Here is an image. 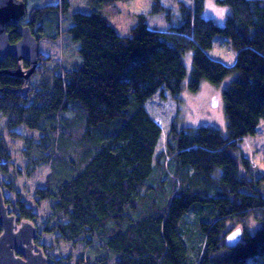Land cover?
I'll return each instance as SVG.
<instances>
[{"label":"trees","instance_id":"1","mask_svg":"<svg viewBox=\"0 0 264 264\" xmlns=\"http://www.w3.org/2000/svg\"><path fill=\"white\" fill-rule=\"evenodd\" d=\"M116 1L125 0H85L83 9L59 0L27 10L23 23L39 41L77 42L80 60L65 65L59 59L45 69L50 59L39 54L40 79L30 84L36 73L30 76L26 96L24 79L4 72L19 62L0 60L4 128L11 138H23L20 125L37 132L24 138L37 153L29 163L50 167L34 189L51 211L42 230L92 247L95 256L81 255L77 264H244L264 254V225L244 231L231 248L224 237L228 220L244 226L256 210L264 213V173L235 155L239 141L264 120V0H215L228 9L222 25L202 15L204 0H177L176 23L167 5L151 0L150 13L164 12L168 27L156 28L139 13L123 35L107 14ZM7 32L10 42L20 38L15 26ZM217 35L235 50L232 65L206 53ZM229 75L221 97L225 134L213 124L173 121L157 151L161 127L145 102L157 91L179 102L184 89L196 92L202 81L218 85ZM11 158L0 127L1 173ZM10 204L19 219L38 220L20 195Z\"/></svg>","mask_w":264,"mask_h":264},{"label":"rangeland","instance_id":"2","mask_svg":"<svg viewBox=\"0 0 264 264\" xmlns=\"http://www.w3.org/2000/svg\"><path fill=\"white\" fill-rule=\"evenodd\" d=\"M162 3L169 7L172 22L176 23L179 19V10L177 8V0H161ZM188 2V0H183ZM190 0L188 4H191ZM59 0H28L27 10L35 5H55ZM73 9L85 8V0H70ZM211 3L213 9L210 10ZM152 7L151 0H125L116 1L110 8H108V17L110 22L116 27L117 31L123 35L130 31V28L136 23V18L139 13H143L148 17L150 24L159 29H166L170 24L166 19L164 12L150 13ZM72 10V9H71ZM107 10V9H106ZM228 13L225 6L217 4L215 0H204L202 15L206 18H211L217 24L222 25L224 18ZM73 42V43H72ZM66 41L62 39H48L42 38L39 41L40 54L43 57L50 59L46 62L45 69H50L54 66L57 60L62 59L65 65H73L77 62L76 47L78 43L74 41ZM208 56L223 62L226 65H232L236 59V52L231 46L230 42L217 35L214 39L213 45L206 51ZM184 62L189 72L191 53L189 51L183 54ZM23 67V66H22ZM35 75L30 79V84L39 81L40 75L35 71ZM232 75L227 76L220 84L212 85L206 81H202L201 86L196 92H189L184 89L181 93L179 102L174 100L167 91H157L151 98L145 102V107L152 118L160 125L161 135L157 144V151L164 149V144L167 139L170 127L173 121L178 127H191L196 123L213 124L217 126L221 133L225 134V118L222 111V91L226 85L229 84ZM186 80V78H185ZM70 113L68 112L67 115ZM5 116L0 112V127L2 128V135L7 143L10 153L12 154L11 165L8 166L7 174L0 172V184L3 188L4 196L8 203H14L16 196L20 195L26 202L31 205L33 210L38 213V220L35 224L40 232L36 243L40 244L46 254L52 259L69 256V264H77L78 258L82 255L86 257H94L95 252L92 247H86L82 242L64 241L58 238L57 233H45L42 230V224L51 214L49 202L47 200L37 202L34 195V189L45 183L46 175L50 170L48 164L40 162L36 165L29 163V158L37 157V153L33 146L30 150L26 147L24 138L32 135L34 138L38 137L35 131H29L23 125L16 128V131L23 136V138H11L4 128ZM29 156L25 154V150ZM237 157L243 155L249 159L254 166V169L264 173V120H260L256 133L252 136H246L239 141V149L235 152ZM18 169V171H16ZM12 181V182H11ZM13 183L15 190H10L5 184ZM9 203V204H10ZM11 205V204H10ZM17 213V209L15 210ZM62 219V218H61ZM190 220L189 215L186 216ZM63 220H66L63 218ZM264 225V213L256 210L253 216H250L246 223L241 225L234 219L226 222L225 235L231 230L242 227L243 232H253L258 227ZM245 228V229H244ZM244 264H264V254L249 258Z\"/></svg>","mask_w":264,"mask_h":264},{"label":"water","instance_id":"3","mask_svg":"<svg viewBox=\"0 0 264 264\" xmlns=\"http://www.w3.org/2000/svg\"><path fill=\"white\" fill-rule=\"evenodd\" d=\"M26 3L23 0H0V60L12 56L19 62L14 71L4 70L22 77L25 85L21 87L24 96L27 95L28 79L35 72L40 54L39 40L33 35L28 25L23 21L26 18ZM15 26L20 38L10 42L7 29ZM27 61L29 67H22ZM1 91V88H0ZM0 264H53L54 259L49 257L44 248L36 243L40 236L37 225L29 219H19L18 213L6 201L3 188L0 184ZM243 229L237 227L225 236L228 247H234L242 240Z\"/></svg>","mask_w":264,"mask_h":264},{"label":"bare ground","instance_id":"4","mask_svg":"<svg viewBox=\"0 0 264 264\" xmlns=\"http://www.w3.org/2000/svg\"><path fill=\"white\" fill-rule=\"evenodd\" d=\"M209 5H210V10H212L213 9V7H212V5H211V3H209ZM26 8H27V6H26ZM27 10V9H26ZM27 15V14H26ZM225 19V18H224ZM22 65H23V63H22ZM37 65H38V63H37Z\"/></svg>","mask_w":264,"mask_h":264}]
</instances>
